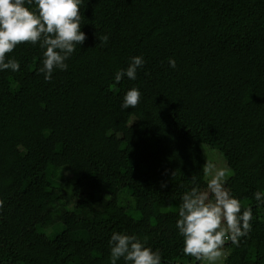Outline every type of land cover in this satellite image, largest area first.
Here are the masks:
<instances>
[{"label":"trees","instance_id":"obj_1","mask_svg":"<svg viewBox=\"0 0 264 264\" xmlns=\"http://www.w3.org/2000/svg\"><path fill=\"white\" fill-rule=\"evenodd\" d=\"M80 12L87 38L66 70L45 81L42 49L24 42L6 54L19 71H0V264H108L112 232L164 264H200L175 220L192 177L205 184L203 145L253 212L218 264H264V0H84ZM134 55L136 79L115 82ZM132 87L141 98L122 109Z\"/></svg>","mask_w":264,"mask_h":264},{"label":"clouds","instance_id":"obj_2","mask_svg":"<svg viewBox=\"0 0 264 264\" xmlns=\"http://www.w3.org/2000/svg\"><path fill=\"white\" fill-rule=\"evenodd\" d=\"M83 3L84 0H0V71H19V61L6 54L24 42L42 49L36 71L45 81L53 78L54 70H66V61L87 38L81 30ZM97 38L106 43L109 36L105 33ZM144 63L140 55L130 57L127 67L116 71L114 81L118 83L123 77L135 80ZM168 66L176 67L174 58L168 59ZM140 98L138 88H129L120 106L135 108ZM230 173L226 162L209 159L203 166L205 184L202 186L193 176L192 185L180 196L175 227L183 238L185 256L218 264L226 259V241L238 246L240 238L250 232L252 209L242 210L240 200L226 186ZM253 196L258 204H264V192L256 191ZM3 206L4 200L0 199V210ZM108 245V264L121 260L123 264H164L161 252L135 233L112 232Z\"/></svg>","mask_w":264,"mask_h":264},{"label":"rangeland","instance_id":"obj_3","mask_svg":"<svg viewBox=\"0 0 264 264\" xmlns=\"http://www.w3.org/2000/svg\"><path fill=\"white\" fill-rule=\"evenodd\" d=\"M202 148H203L208 160L215 158L218 163L223 164L224 162H226L225 159L223 158V156L219 153V151L216 148L210 147L207 145H203ZM126 194H127L128 198L125 200H121V202L123 205L128 207V205H129L128 200H129V202H132L133 199L127 192H126ZM127 209H129V208H127ZM224 252L225 253L227 252L225 247H224ZM200 264H208V262L206 260H202Z\"/></svg>","mask_w":264,"mask_h":264}]
</instances>
